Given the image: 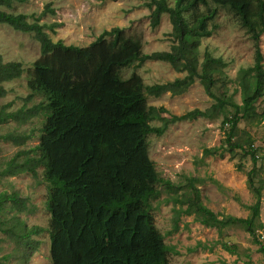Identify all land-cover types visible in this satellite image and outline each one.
<instances>
[{
  "label": "trees",
  "instance_id": "obj_1",
  "mask_svg": "<svg viewBox=\"0 0 264 264\" xmlns=\"http://www.w3.org/2000/svg\"><path fill=\"white\" fill-rule=\"evenodd\" d=\"M27 0H0V24L16 31L32 33L39 43L40 56L32 63L27 79L30 92L25 103L35 94H42L45 101L30 107L23 105L14 111H6L12 102L0 107V124L7 120L25 123L44 113L45 121L40 129L39 142L34 147L17 151L7 162L0 175L30 173L37 176V167L43 166L44 180L49 184L46 206L50 214V258L52 264H167L168 246L153 224L149 199L159 195L157 183L166 189L173 186L168 179H161L148 156L146 136L162 135L168 125L197 117H211L225 106L234 108L228 124L225 144L228 152L242 149L249 155L252 167L247 172V187L255 196L246 218L220 219L198 202V194L181 212L175 209L173 229L178 228L180 215L195 213L199 221L219 230L227 225H240L258 245L264 255V244L255 236L254 223L259 217L262 185L255 183L258 171L256 148H244L233 140L239 121L255 113L254 104L264 96V65L259 40L264 34V0H210L216 5L228 7L238 17L254 45L252 66L239 70V82L243 86L242 104L217 96L212 87L215 74L225 67L221 57H213L205 49L204 61L197 68L200 38L210 36L208 22L216 8L198 11L209 0H148L151 9L150 26L160 23L167 13L172 25L171 35L177 38L170 50L142 53L139 38L127 37L124 28L113 26L104 29L87 46L53 41L39 22L24 13H13L5 8ZM51 13L54 11L49 10ZM192 11V20L185 13ZM45 13V12H43ZM59 24L49 25L50 29ZM146 61H164L177 72H186L182 78L164 83L144 84L137 72L123 79L120 68ZM24 69L20 61L4 62L0 55V83L19 78ZM200 80L205 93L214 99L209 109H193L181 115L162 116L160 126H151L156 118L155 108L146 104V95L160 96L184 93L195 81ZM252 81V84H249ZM0 86V96L5 94ZM159 113L166 110L157 108ZM264 120V110L260 114ZM32 137L30 133L0 134V139L22 145ZM222 146L204 148L205 155L223 156ZM23 156L21 161L19 157ZM5 200H11L18 210L24 201L17 193L0 194V210ZM20 205V206H19ZM43 229L32 226L24 237L38 234ZM221 246L236 253L235 248Z\"/></svg>",
  "mask_w": 264,
  "mask_h": 264
},
{
  "label": "rangeland",
  "instance_id": "obj_2",
  "mask_svg": "<svg viewBox=\"0 0 264 264\" xmlns=\"http://www.w3.org/2000/svg\"><path fill=\"white\" fill-rule=\"evenodd\" d=\"M148 0H27L5 8L13 13H24L32 20L39 16L45 31L53 41L64 44L87 46L102 30L113 26L124 28L127 37L139 38L142 53L170 50L177 38L171 35L169 15L164 13L155 28L150 26L151 9L145 6ZM172 6L174 0H167ZM216 8L215 16L208 22L212 29L210 36L201 37L198 47L197 68L204 61L207 49L213 57H221L225 67L216 72L212 91L221 98H227L241 105L243 86L239 82L241 68L252 66L254 45L238 17L228 7L212 3L200 5L198 11ZM54 12L51 13L49 10ZM45 12V13H43ZM192 20V11L185 13ZM59 25L50 29L49 25ZM264 65V34L259 40ZM0 55L4 62L20 61L24 69L19 78L0 83L5 94L0 96V107L12 104L6 111H14L23 105L30 107L45 101L42 94L25 103L24 97L30 92L27 79L32 63L40 56L38 41L32 33L16 31L6 24H0ZM121 78L127 79L137 72L144 84L164 83L182 78L186 72L175 71L164 61H146L141 66L130 65L120 68ZM249 84H252L250 81ZM195 78L194 83L182 94L165 92L160 96L146 95V104L154 107L157 114L149 121L151 126H160L162 116L181 115L193 109L206 110L214 103ZM255 113L243 117L236 128L233 140L244 148H256L258 171L255 183L262 185L264 199V96L254 104ZM166 112L159 113L157 108ZM234 108L225 106L211 117H197L168 125L162 135L150 133L146 136L147 151L153 161L157 175L168 179L172 190L157 183L159 195L149 199L150 214L156 229L168 246L167 264H264V255L257 251L258 245L240 225H227L220 230L199 221L195 213L180 215L178 228L173 229L175 209L185 210L198 194V202L213 211L220 219L250 216V206L255 196L247 187V172L252 167L249 155L242 149L228 152L225 133L228 124L222 125L224 117H230ZM44 113L32 117L25 123L7 120L0 124V134L13 132L30 133L32 137L22 145L0 139V171L6 162L19 150L34 147L39 142L40 129L45 121ZM222 146L223 156L205 155L204 148ZM23 156L19 157L21 161ZM37 176L30 173L0 175V194L16 192L24 208L18 210L11 200H5L0 210V264H52L50 258V214L46 206L49 184L43 177V166L37 167ZM20 206V205H19ZM39 226L38 234L24 237L27 229ZM255 236L264 244V201L259 217L254 223ZM221 243L233 246L236 253L225 250Z\"/></svg>",
  "mask_w": 264,
  "mask_h": 264
}]
</instances>
